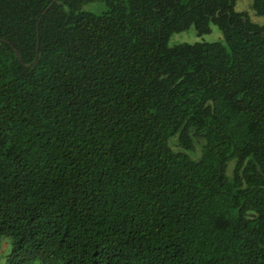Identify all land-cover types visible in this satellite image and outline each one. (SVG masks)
I'll list each match as a JSON object with an SVG mask.
<instances>
[{"label":"trees","instance_id":"1","mask_svg":"<svg viewBox=\"0 0 264 264\" xmlns=\"http://www.w3.org/2000/svg\"><path fill=\"white\" fill-rule=\"evenodd\" d=\"M50 1L0 0V264H264V0Z\"/></svg>","mask_w":264,"mask_h":264},{"label":"rangeland","instance_id":"2","mask_svg":"<svg viewBox=\"0 0 264 264\" xmlns=\"http://www.w3.org/2000/svg\"><path fill=\"white\" fill-rule=\"evenodd\" d=\"M107 7L106 0H94L89 1L83 4L82 9L86 11H90L95 14H99ZM234 9L236 11H244L247 13L249 19L257 24H261L263 22V17L258 16L254 13L251 7V0H236ZM224 42L221 32L214 25H210L209 31L197 34L194 27L190 25L189 27L172 33L168 40L167 44L169 46L179 44V43H194V42ZM9 245L8 239L5 238L0 245V263L4 257V255L8 252Z\"/></svg>","mask_w":264,"mask_h":264},{"label":"water","instance_id":"3","mask_svg":"<svg viewBox=\"0 0 264 264\" xmlns=\"http://www.w3.org/2000/svg\"><path fill=\"white\" fill-rule=\"evenodd\" d=\"M55 0H51L50 3L48 4V6L41 12L40 16L44 14V12L52 5V3L54 2ZM40 16L39 18L37 19V23L39 22V19H40ZM17 55V53H16ZM36 55H37V48L35 50V55H34V58L32 60V63L34 62L35 58H36Z\"/></svg>","mask_w":264,"mask_h":264}]
</instances>
